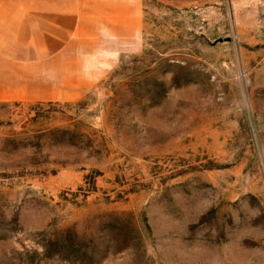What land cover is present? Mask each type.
Wrapping results in <instances>:
<instances>
[{
    "label": "rangeland",
    "instance_id": "obj_1",
    "mask_svg": "<svg viewBox=\"0 0 264 264\" xmlns=\"http://www.w3.org/2000/svg\"><path fill=\"white\" fill-rule=\"evenodd\" d=\"M138 1L0 0V264H264V0Z\"/></svg>",
    "mask_w": 264,
    "mask_h": 264
},
{
    "label": "crops",
    "instance_id": "obj_2",
    "mask_svg": "<svg viewBox=\"0 0 264 264\" xmlns=\"http://www.w3.org/2000/svg\"><path fill=\"white\" fill-rule=\"evenodd\" d=\"M138 3V0H50L53 9L51 26L55 29L53 35L57 38L66 37L65 41L58 39L60 47L72 43L79 46L75 51H87L86 47L105 43L107 30L112 31L113 35L117 34L114 32L121 26L117 22L133 20L136 25ZM101 22H104L103 25ZM105 22H110L108 29ZM79 76L77 81L81 79ZM85 78L87 80H79L78 83L94 84L98 81V78Z\"/></svg>",
    "mask_w": 264,
    "mask_h": 264
}]
</instances>
